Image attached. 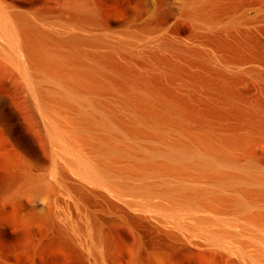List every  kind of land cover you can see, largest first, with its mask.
<instances>
[{
    "label": "bare ground",
    "instance_id": "1",
    "mask_svg": "<svg viewBox=\"0 0 264 264\" xmlns=\"http://www.w3.org/2000/svg\"><path fill=\"white\" fill-rule=\"evenodd\" d=\"M218 2H184L185 37L102 1L0 0L10 199L84 264L118 239L126 264H264V61Z\"/></svg>",
    "mask_w": 264,
    "mask_h": 264
},
{
    "label": "rangeland",
    "instance_id": "2",
    "mask_svg": "<svg viewBox=\"0 0 264 264\" xmlns=\"http://www.w3.org/2000/svg\"><path fill=\"white\" fill-rule=\"evenodd\" d=\"M97 1L103 2V12L113 23L124 24L135 17L154 12L158 26L169 24L174 32L185 37L190 36L193 31L192 23L180 18L181 8L186 0ZM263 3L264 0H219L211 8V15L216 18H241V29L250 28L247 43L253 48V58L261 61H264ZM16 158L14 152L3 149L0 145V259L7 264H84L78 257L56 245L50 231V221L46 217L30 214L23 206L10 199V191L15 183L13 170L18 163ZM127 236L132 242L131 236ZM36 240L44 243L41 253L34 252L32 244ZM116 241L115 263L126 264L130 252L122 248V240ZM173 259L178 263L201 264L198 259L183 252L176 253Z\"/></svg>",
    "mask_w": 264,
    "mask_h": 264
}]
</instances>
